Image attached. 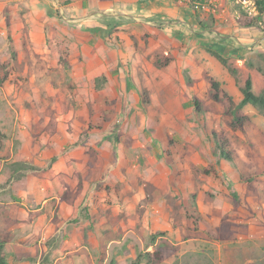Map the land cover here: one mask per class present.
I'll list each match as a JSON object with an SVG mask.
<instances>
[{"label": "rangeland", "instance_id": "374dc122", "mask_svg": "<svg viewBox=\"0 0 264 264\" xmlns=\"http://www.w3.org/2000/svg\"><path fill=\"white\" fill-rule=\"evenodd\" d=\"M153 2L147 17L79 21L83 39L67 33L70 0H0V200L69 154L72 176L59 182L69 201L82 182L69 222L89 221L84 264H149L160 247L175 254L157 264H264V116L246 105L232 124L241 95L207 52L264 59V17L243 28L235 0H218L216 13ZM29 32L44 33L43 52ZM159 46L175 58L164 70L152 65ZM19 151L39 163L15 161ZM77 248L53 246L57 258Z\"/></svg>", "mask_w": 264, "mask_h": 264}, {"label": "crops", "instance_id": "0c3cea01", "mask_svg": "<svg viewBox=\"0 0 264 264\" xmlns=\"http://www.w3.org/2000/svg\"><path fill=\"white\" fill-rule=\"evenodd\" d=\"M153 1L155 0H70L65 9L68 12L66 20L77 25H71L67 33L71 37L74 35L86 39L87 31L78 28L80 25L78 22H88L96 15L116 17L121 11L123 13L127 10L140 13L141 18L147 17L146 12H152ZM138 18L140 17L137 15L133 16L136 21L140 20ZM143 24L147 25L149 22ZM26 36L32 44L34 53L44 51V33L36 35V32H29ZM94 44L99 45L100 43L96 41ZM22 65L24 68L28 67L26 62ZM80 65L82 69H85V63H80ZM28 148L36 149V145L34 144L31 148L29 144H24L23 150ZM16 155L18 158L15 161H27L34 165L39 163L36 157L21 155V151ZM69 157V154H58L56 160L48 168V172L36 173V175L26 174L30 180L35 181L29 182L28 178L24 179L25 182L21 189H11L7 198L0 200L4 214L0 224V234L6 239L4 251L6 257L8 256V264H65V262L84 264L88 259L87 241L83 232L84 227L89 223L88 219L85 222L80 220L78 225L69 222L70 219H76L79 216L81 202L77 201L82 189L74 200H62L67 189L63 188L59 181H66L72 176ZM11 180L14 181V178ZM17 180L14 186L21 178ZM99 237L98 234L94 239H99ZM64 243L70 246L76 245L78 248L68 252L70 253L68 257L63 255L57 258L53 246H61ZM49 245L51 247H48Z\"/></svg>", "mask_w": 264, "mask_h": 264}, {"label": "trees", "instance_id": "16d2710c", "mask_svg": "<svg viewBox=\"0 0 264 264\" xmlns=\"http://www.w3.org/2000/svg\"><path fill=\"white\" fill-rule=\"evenodd\" d=\"M204 0H190V4L194 7L202 6ZM256 13L253 16L242 15L238 24L243 28H259L263 24L264 17V0H255ZM207 52L229 73L233 78L235 88L241 95V101L237 105H233L231 109L227 112L232 120V124L239 121L238 111L246 105H251L252 107L258 109L264 116V59L262 57L244 59L243 57L237 56H226L216 49L207 48ZM152 65L157 70H164L174 62V55L172 51L165 47L159 46L154 49L151 53ZM16 54H14V61H16ZM6 77L0 79V86L5 81ZM100 81H106V77L101 75L93 80L94 87L99 90L101 85ZM186 82L190 83V78L186 77ZM149 104V100L143 102V106ZM195 102V106L197 107ZM4 134L0 131V149L2 147V139H4ZM221 156H226V150L223 149V145L217 143ZM194 177H198L200 172L196 169H192ZM82 189V182L77 184L76 195ZM234 201L237 203L238 198L233 194ZM63 201H68L66 194L62 196ZM150 239L154 241V236H150ZM6 239L0 234V264H8L7 257L5 254ZM175 254L173 248H157L152 253L145 254L144 258L147 259L149 264L161 263Z\"/></svg>", "mask_w": 264, "mask_h": 264}, {"label": "built area", "instance_id": "2783aa9c", "mask_svg": "<svg viewBox=\"0 0 264 264\" xmlns=\"http://www.w3.org/2000/svg\"><path fill=\"white\" fill-rule=\"evenodd\" d=\"M235 3L240 5L242 11L247 16H253L256 12V4L255 1L249 0H235ZM202 6L197 8H201L203 10H207L210 13H216L217 5H219L218 0H204Z\"/></svg>", "mask_w": 264, "mask_h": 264}]
</instances>
